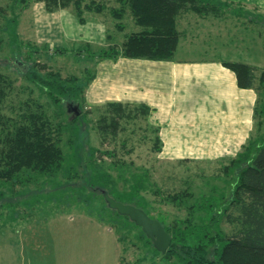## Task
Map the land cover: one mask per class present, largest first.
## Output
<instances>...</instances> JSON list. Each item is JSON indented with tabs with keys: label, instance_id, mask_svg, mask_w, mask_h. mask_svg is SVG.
Instances as JSON below:
<instances>
[{
	"label": "rangeland",
	"instance_id": "374dc122",
	"mask_svg": "<svg viewBox=\"0 0 264 264\" xmlns=\"http://www.w3.org/2000/svg\"><path fill=\"white\" fill-rule=\"evenodd\" d=\"M96 1L109 8L92 16L108 23L112 19L109 9L117 7L116 1ZM30 4L0 0V74L12 81L0 113L4 118L16 117L22 103L42 104L54 123H65L60 136L65 163L54 177L26 172L19 182L0 181V264H180L177 258L167 259L157 252L139 227L107 207L91 185L96 179L105 180L111 198L138 203L171 231L187 234L185 220L199 227L214 218L219 230L231 235L235 226L220 219L236 182V172L224 170L230 160L164 159L156 152L157 130L147 123L148 117L140 115L121 118L115 135H102L97 124L107 115L105 106L88 108L81 95L75 97L81 116L67 122L66 103L72 98L62 99L59 111L38 90L31 75H23L21 65L28 64L32 73L42 77L59 73L67 86L71 78H77L75 87L83 88L96 60L82 51L84 46L56 51L36 45ZM121 23L122 32L113 24L104 27L116 46L125 34L135 32L129 14ZM12 24L14 29L8 31ZM11 39L15 40L12 44Z\"/></svg>",
	"mask_w": 264,
	"mask_h": 264
},
{
	"label": "crops",
	"instance_id": "0c3cea01",
	"mask_svg": "<svg viewBox=\"0 0 264 264\" xmlns=\"http://www.w3.org/2000/svg\"><path fill=\"white\" fill-rule=\"evenodd\" d=\"M211 1L220 8L217 14L177 16L181 37L171 61L97 59L93 52L114 45L104 27H115V21L84 12L81 23L72 7L48 11L43 2H30L33 41L57 50L84 46L96 58L84 104L149 107L147 123L157 130L162 158L232 160L253 130L256 93L240 87L222 62L264 70V0Z\"/></svg>",
	"mask_w": 264,
	"mask_h": 264
},
{
	"label": "trees",
	"instance_id": "16d2710c",
	"mask_svg": "<svg viewBox=\"0 0 264 264\" xmlns=\"http://www.w3.org/2000/svg\"><path fill=\"white\" fill-rule=\"evenodd\" d=\"M115 1L117 7L110 8L109 11L110 17L116 22L117 30L119 32L124 30V24L121 22L127 14L131 16L134 26L139 30L125 34L120 46L110 45L101 49L96 55L100 60L124 57L171 61L181 37L176 29L177 16L185 12L198 15L217 14L220 9L211 0ZM30 2H43L48 11L72 7L81 23L84 22L82 18L84 12L102 14L109 8L107 3L96 0L89 2L19 0L20 4ZM12 28L14 29L13 24L9 26L8 31ZM262 38L264 47L263 34ZM13 40L11 39V44ZM1 43L2 38H0V45ZM222 64L235 73L240 87L253 89L256 93L253 130L242 152L230 160L229 165L224 169L225 171L232 169L236 172V182L231 191V200L224 208L220 219L224 218L227 223L235 226V231L225 236L219 230L218 219L214 218H210L205 226L199 227L192 226V220H185L190 230L187 234L171 231L162 225L171 236L170 246L162 255L167 259L175 257L180 264H264V70L241 63L222 62ZM21 66L24 69L23 75L26 77L31 75L38 90L46 95L59 111L62 108L60 101L69 99L68 97L72 99H69L66 106L77 105L80 110L79 99L75 97L81 95L80 100L83 102L84 91L92 75L86 86L82 88L75 87L77 78H71L70 85L67 86L68 81L61 80L59 73L49 72L42 77L32 73L28 64ZM11 87L12 81L0 74V112ZM105 112L107 115L99 119L97 129L106 136L109 133L116 134L121 118H136L139 115L147 118L150 108L145 105L108 104L105 106ZM80 113H82L81 110ZM71 114L67 113L66 109L69 120L67 122H71ZM80 116L81 114L73 118L77 119ZM4 117L5 115L0 113V181L19 182L26 172L41 177H54L65 163L60 137L65 123L60 120L54 123L52 117H49L44 110V106L32 100L20 105L16 117ZM56 117L58 118L59 115ZM155 144L156 152H158L160 149L158 136ZM91 185L98 189L100 194L102 191H107L110 196L105 180L98 182L96 179ZM1 196H3L2 193L0 198ZM131 205L145 211L138 203H131ZM142 234L144 235L143 232ZM118 241L120 242L119 237Z\"/></svg>",
	"mask_w": 264,
	"mask_h": 264
},
{
	"label": "water",
	"instance_id": "95a60500",
	"mask_svg": "<svg viewBox=\"0 0 264 264\" xmlns=\"http://www.w3.org/2000/svg\"><path fill=\"white\" fill-rule=\"evenodd\" d=\"M67 113L73 114L71 118L81 114L79 107L71 104L67 106ZM101 194L109 209L116 211L120 216L127 217L139 227L144 235L152 242L153 248L157 252L161 254L166 253L171 243V236L158 220L150 218L145 211L134 205L124 204L114 200L108 195L107 191H102Z\"/></svg>",
	"mask_w": 264,
	"mask_h": 264
}]
</instances>
